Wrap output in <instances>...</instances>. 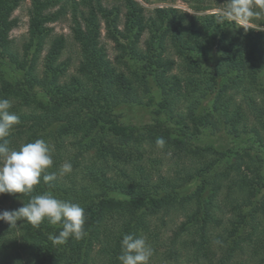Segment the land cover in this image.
I'll return each mask as SVG.
<instances>
[{
    "label": "trees",
    "instance_id": "16d2710c",
    "mask_svg": "<svg viewBox=\"0 0 264 264\" xmlns=\"http://www.w3.org/2000/svg\"><path fill=\"white\" fill-rule=\"evenodd\" d=\"M23 1L0 0V98L19 117L6 139L15 150L44 139L53 165L31 193H3L0 212L51 191L84 208L87 235L55 243L61 224L0 220V264H120L124 234L142 235L154 255L156 229L179 212L174 253L213 260L217 248L218 264L245 254L264 264V12L250 20L262 28L246 30L221 18L229 0H188L192 14L149 9L153 0H31L19 40ZM63 21L70 39L55 33ZM70 40L76 64L64 59ZM131 103L151 121L122 122L117 111ZM215 130L244 146L199 142ZM64 162L72 171L61 176Z\"/></svg>",
    "mask_w": 264,
    "mask_h": 264
},
{
    "label": "clouds",
    "instance_id": "9594fccd",
    "mask_svg": "<svg viewBox=\"0 0 264 264\" xmlns=\"http://www.w3.org/2000/svg\"><path fill=\"white\" fill-rule=\"evenodd\" d=\"M264 12V0H229L227 7L221 12V18L228 19L251 28L248 23ZM10 99L0 98V194L31 193L34 186L41 182V174L53 165L54 148L42 138L22 144L18 150L9 148L6 139L14 125L19 123V117L11 112ZM166 141L158 137L156 144L163 147ZM72 171V164L64 162L59 169L61 176ZM57 179L56 173L44 174L43 182L51 184ZM51 225L61 224L57 235L50 237L55 243H64L69 237L83 239L87 233L84 230L85 210L76 202L57 197L48 191L31 197L27 203L16 210L0 212V220L10 223L24 220L33 227L45 220ZM153 249L146 239L140 235L124 234L121 240V253L118 256L120 264H149Z\"/></svg>",
    "mask_w": 264,
    "mask_h": 264
},
{
    "label": "rangeland",
    "instance_id": "374dc122",
    "mask_svg": "<svg viewBox=\"0 0 264 264\" xmlns=\"http://www.w3.org/2000/svg\"><path fill=\"white\" fill-rule=\"evenodd\" d=\"M113 1V0H110ZM155 1L154 4H146V6L151 9L155 5L159 6H174L178 7L182 10H185L189 13H195V10L192 7V4L188 0H168V1H159V0H153ZM217 0L212 1L214 4ZM31 0H24L23 3L21 4L20 7L17 8L15 11V15L20 18V24L19 27L14 29L12 32V36L21 39L27 32L28 29V22H29V16H28V8L30 6ZM221 8H216V9H210L205 12H218ZM252 27L256 28H262V26H259L258 24L248 22ZM55 29V33H64L68 36V38H71V31L69 28V23L67 21L63 22H57L55 24H52ZM104 34V30H103ZM108 46H109V51L111 57L114 56V50L112 49V43L108 41ZM77 48L76 46L72 43L70 40V44L66 50V53L64 54V59L71 58L72 62L76 64L78 61L77 57ZM70 74L75 73L74 65L70 69ZM177 71V70H176ZM44 99L45 96H42ZM119 113L120 119L124 123H135V124H143L151 121V115L144 109V107L139 104V103H131L129 105H126L125 107L121 108L120 110L117 111ZM214 131V129L211 130V132ZM209 135V136H208ZM208 139L212 141L216 146L219 148L225 149V148H231L233 150H240L242 149V146H244V140L243 138H238L233 140L229 135L225 134L222 131L215 130L213 134H202L200 136V143H205ZM69 142V141H68ZM264 169V167H263ZM188 190V188H187ZM193 190V186L189 187V191ZM186 191V189L184 190ZM264 194V188H263V193ZM4 199V194H0V200ZM7 201L6 203L2 202L0 203L2 206L5 207V205H10L9 200L5 199ZM4 204V205H3ZM18 206V205H17ZM11 207H13L11 205ZM184 215L182 212H179L178 215H173V216H167L164 218V220L167 222L166 227H162L160 229H156L160 231L159 235V240H157L158 243V248L159 251L155 252L154 254V259H151L149 261V264H218L219 263V258L222 255L221 251L217 248H215V257H213V260L210 259L209 257H202L198 258L197 256H188L189 253L192 252H187L186 249H184L181 245H179V254L174 253V251L170 250L172 247V243L170 242L171 236H172V231L174 228L180 224L184 220ZM157 223V221H156ZM160 224V221H158ZM158 224V225H159ZM178 246V244H176ZM175 245V246H176ZM151 246V245H150ZM172 249V248H171ZM248 255H240L237 258L229 261L228 263H223L222 264H251V262H248L247 259ZM259 259V258H258Z\"/></svg>",
    "mask_w": 264,
    "mask_h": 264
}]
</instances>
